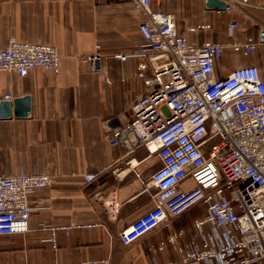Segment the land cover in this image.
<instances>
[{"label": "crops", "instance_id": "obj_1", "mask_svg": "<svg viewBox=\"0 0 264 264\" xmlns=\"http://www.w3.org/2000/svg\"><path fill=\"white\" fill-rule=\"evenodd\" d=\"M230 14L207 9L206 0H163L156 11L173 15L178 33L188 41L219 43L222 55L215 61L214 76L225 78L239 67L255 66L264 82V0H223ZM139 11L127 0H0V48L13 39L53 44L60 54L57 73L35 69L25 77L0 71V104L29 97L24 118H0V175L48 173L50 186L29 196L28 232L0 235V264H169L180 254L165 243L169 234L182 231L176 245L188 241L193 221L202 217V205L168 220L137 241L125 245L119 234L152 208L155 190L149 186L159 167L156 156L144 148L131 154L109 145L103 127L126 122L130 106L145 93L137 65L145 61L113 56L133 52L143 43ZM230 22L237 28L227 36ZM209 29H190L207 26ZM252 42L247 54L233 43ZM104 56L109 83L79 62L95 52ZM149 70L146 71L148 74ZM10 99H4V95ZM97 173L91 184L85 173ZM115 196L119 210L110 219L104 202ZM199 206V207H198ZM95 225L86 229L65 226ZM55 229L56 247L50 240ZM155 246L154 253L147 247ZM156 260L152 261L151 256Z\"/></svg>", "mask_w": 264, "mask_h": 264}, {"label": "built area", "instance_id": "obj_2", "mask_svg": "<svg viewBox=\"0 0 264 264\" xmlns=\"http://www.w3.org/2000/svg\"><path fill=\"white\" fill-rule=\"evenodd\" d=\"M127 1L141 16L138 29L143 43L131 53L113 57L122 62L131 57L145 59L137 65V76L146 90L130 106L128 120L116 128L103 127V133L110 146L122 147L127 154L144 148L160 165L149 181L155 190L152 208L120 232L121 242L129 245L202 205V217L193 221L187 242L176 245L183 236L177 231L158 245L162 250L168 243L179 252V262L169 264H264V82L258 68L239 67L225 78H215L221 44H200L181 36L173 15L152 8L163 0ZM225 4L224 12L230 14L231 7ZM237 26L230 22L227 36ZM231 45L247 54L255 44ZM103 60L98 46L92 54L79 57L90 72L109 83ZM59 62V50L53 44L11 39L0 48V71L19 77L35 69L57 73ZM97 178V173L83 174L86 184ZM52 182L53 176L45 172L0 175V235L28 232L35 210L29 196ZM103 206L114 219L120 207L116 197ZM94 226L60 229L68 232L73 227ZM54 232L52 228L49 240L53 248ZM155 249L147 247L149 253ZM151 260H156L154 254Z\"/></svg>", "mask_w": 264, "mask_h": 264}, {"label": "water", "instance_id": "obj_3", "mask_svg": "<svg viewBox=\"0 0 264 264\" xmlns=\"http://www.w3.org/2000/svg\"><path fill=\"white\" fill-rule=\"evenodd\" d=\"M205 6L207 9L214 11H224L226 4L222 0H206ZM261 41L264 42V33L260 36ZM30 111V98L24 97L16 99L13 103L2 102L0 104V118L7 119L13 114L16 118H24Z\"/></svg>", "mask_w": 264, "mask_h": 264}, {"label": "rangeland", "instance_id": "obj_4", "mask_svg": "<svg viewBox=\"0 0 264 264\" xmlns=\"http://www.w3.org/2000/svg\"><path fill=\"white\" fill-rule=\"evenodd\" d=\"M199 207V206H198Z\"/></svg>", "mask_w": 264, "mask_h": 264}]
</instances>
